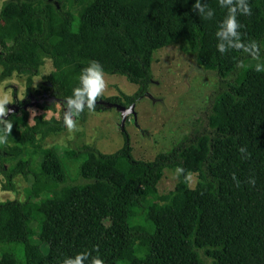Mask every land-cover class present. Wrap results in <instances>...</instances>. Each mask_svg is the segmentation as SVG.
<instances>
[{
	"label": "trees",
	"instance_id": "trees-1",
	"mask_svg": "<svg viewBox=\"0 0 264 264\" xmlns=\"http://www.w3.org/2000/svg\"><path fill=\"white\" fill-rule=\"evenodd\" d=\"M204 2L213 9L211 18L197 14L194 0L3 4L0 83L29 73L30 93L32 76L48 58L50 97L65 104L80 69L95 59L105 74L140 86L125 96L134 104L152 78L154 54L177 45L199 67L216 72L221 88L202 130L153 160L134 158L126 134L111 154L89 145L67 150L66 157L79 162L78 181L54 147H43L49 136L66 130L63 112L61 118L46 115L57 111L55 103H37L42 113L32 119L26 109L9 115L4 120L12 128L0 142L2 188L13 191L20 174L33 181L24 201L0 202V264H63L83 251L104 264H264V0H247L250 14L236 17L242 43L255 48L224 53L217 51L215 32L227 10L219 0ZM101 99L98 95L91 109L77 114L79 119L106 110L97 104ZM177 167L183 171L173 189L160 192L165 171ZM175 199L178 208L171 205ZM164 204L170 207L150 216L151 208Z\"/></svg>",
	"mask_w": 264,
	"mask_h": 264
},
{
	"label": "rangeland",
	"instance_id": "rangeland-1",
	"mask_svg": "<svg viewBox=\"0 0 264 264\" xmlns=\"http://www.w3.org/2000/svg\"><path fill=\"white\" fill-rule=\"evenodd\" d=\"M6 1L0 0V10ZM44 60L39 73L33 76V89L40 94L48 90L41 83L53 70L51 60ZM152 71L154 82L150 85L148 93L134 104L133 111L128 114L122 112V115L117 109L111 108L104 111H88L85 122L76 114L73 116V128L69 129L65 125V131L45 139L43 147H54L57 150L71 178H76L77 181L81 178L77 176L79 162L69 160L65 152L78 150L84 145L93 146L107 154L116 152L124 143L122 116H128L130 119L131 115H137L136 120L132 118L133 122L132 119L129 120L131 122L124 120V125L130 134L134 158L144 161L153 160L159 153L170 150L185 135L200 131L206 125L210 103L221 88L217 73L199 68L195 57L183 54L177 45L162 48L154 54ZM28 76L30 74L25 72L14 74L0 83V105H5L7 109V105H12L14 100L25 98ZM105 82V89L100 94L103 98L121 92L133 95L138 89L136 84H132L124 76L105 74ZM64 105L55 103L57 111H47V117L61 118L62 112L66 110ZM28 111L31 119L34 115L42 113L34 104L29 106ZM176 180L177 172L166 170L158 185L159 191L166 193L172 190ZM13 181L15 189L5 191L0 175V202L16 199L24 201V190L31 186L33 179L29 176L24 178L20 174L16 175ZM196 182L197 176L192 175L190 184L194 186ZM171 205L178 208L179 202L175 199ZM169 207L168 204L155 205L150 210V216L154 218ZM31 227L36 230L33 224ZM16 254L22 258L20 250H17Z\"/></svg>",
	"mask_w": 264,
	"mask_h": 264
},
{
	"label": "clouds",
	"instance_id": "clouds-1",
	"mask_svg": "<svg viewBox=\"0 0 264 264\" xmlns=\"http://www.w3.org/2000/svg\"><path fill=\"white\" fill-rule=\"evenodd\" d=\"M221 7L226 8V14L215 32L217 37L216 48L220 53H224L227 49H241L249 51L255 48V44L245 45L240 39L238 29L242 27L236 17L237 13L250 14L247 0H219ZM193 9L199 16L211 18L213 9L202 0H194ZM227 41V46L222 41ZM259 68V65H257ZM77 83L71 89V95L64 97L65 111L63 113V123L69 129L75 126L73 116L79 114L85 108L91 109L94 106L95 99L105 89V72L99 61L92 59L87 61L76 77ZM8 110L5 105H0V117H3ZM3 124V130L0 132V142L7 140V135L12 128L11 120L0 119ZM241 153H245L244 147L240 148ZM183 169L177 167L176 172L180 173ZM235 179V174H233ZM249 183L254 184V178H249ZM63 264H104L99 256H90L87 251L76 253L72 258L63 261Z\"/></svg>",
	"mask_w": 264,
	"mask_h": 264
},
{
	"label": "flooded vegetation",
	"instance_id": "flooded-vegetation-1",
	"mask_svg": "<svg viewBox=\"0 0 264 264\" xmlns=\"http://www.w3.org/2000/svg\"><path fill=\"white\" fill-rule=\"evenodd\" d=\"M8 1V0H7ZM5 4V3H4ZM3 6V5H2ZM184 54V53H183ZM186 55V54H185ZM199 67V66H198ZM199 68H201V67H199ZM201 69H203V68H201ZM39 73V72H38ZM37 73V74H38ZM36 74V75H37ZM35 75V76H36ZM13 76V75H12ZM12 76H10L9 78H11ZM47 76V75H46ZM153 71H152V78L150 79V82H149V85H148V87H147V90H146V92H145V94L141 97V98H143L147 93H148V90H149V87H150V85L152 84V82H154L153 81ZM39 83V82H38ZM37 83V84H38ZM43 86H45V87H47V91L46 92H44V93H36L35 91H34V86H35V83H34V81H33V76H32V84H31V91H30V93L29 92H27V91H25V98H23L22 100L20 99V100H18V99H16V100H14L13 101V104H16V105H19V106H24V105H26V104H28V103H33V101H34V103H36V106L38 105L37 103H39V100L40 101H46V103H49V101L47 100V99H49V98H54V97H50V91H49V88H48V84H47V80H46V77H45V79H44V81L41 83ZM138 86V85H137ZM140 89V86H138V89H137V91ZM136 91V92H137ZM135 92V93H136ZM134 93V94H135ZM133 94V95H134ZM125 96H131V95H127V94H125V93H123V92H121V94H118V95H112V96H107V97H105V98H103V96L101 95V97H102V99L101 100H104L105 102H109V103H112V104H119V105H122V106H125L126 108H129L131 105H133V104H130V103H128L127 102V100H126V98H125ZM37 97V98H36ZM111 97H113V98H119V102H116V101H114V102H110V101H108V99L109 98H111ZM140 98V99H141ZM139 99V100H140ZM139 100H137V101H139ZM53 102V103H58V102H56V100L55 99H51L50 100V102ZM136 101V102H137ZM58 104H60V103H58ZM98 104V103H97ZM135 104V103H134ZM62 106L64 105V104H61ZM103 106L105 109L107 108L106 106H104L103 104H98V106ZM29 109V108H28ZM27 109V110H28ZM111 109H115V108H111ZM21 110V109H20ZM131 117L132 118H134V120H136V117H137V115L135 116V115H131ZM132 118H130V119H132ZM129 118H128V116L125 118V121L127 122V121H129L130 120ZM121 121H122V119H121ZM126 122H125V125H126ZM129 122H131V121H129ZM129 122H128V125H129ZM132 122H133V119H132ZM125 125H124V129H122V132H123V135H127L128 136V139H129V142H130V140H131V138H130V134H129V132H128V130L126 129V127H125Z\"/></svg>",
	"mask_w": 264,
	"mask_h": 264
},
{
	"label": "water",
	"instance_id": "water-1",
	"mask_svg": "<svg viewBox=\"0 0 264 264\" xmlns=\"http://www.w3.org/2000/svg\"><path fill=\"white\" fill-rule=\"evenodd\" d=\"M37 98V97H36ZM53 100L54 98H49L47 99L49 102L50 100ZM46 102L45 100L44 101H40L39 100V103H44ZM56 102L60 103V104H64V102L62 100H56ZM36 105V103H28L24 106H19V105H16V104H12V105H7V112L6 114L3 116V117H0V119H7L9 115L13 114V113H17L20 109H28L30 105ZM98 104H103L104 106H106L107 108H115L117 109L121 115L123 114L122 112H124L125 114H128L130 111H133V107H134V104L130 107V109L128 110V108H126L125 106H122V105H119V104H112V103H109V102H105L104 100H101L98 102ZM125 117L122 116V122H121V127L122 129H124V119Z\"/></svg>",
	"mask_w": 264,
	"mask_h": 264
}]
</instances>
